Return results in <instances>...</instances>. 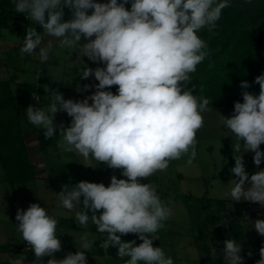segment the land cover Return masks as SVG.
<instances>
[{"label": "clouds", "instance_id": "obj_1", "mask_svg": "<svg viewBox=\"0 0 264 264\" xmlns=\"http://www.w3.org/2000/svg\"><path fill=\"white\" fill-rule=\"evenodd\" d=\"M129 3L130 9L126 8ZM13 6L45 35L57 38L60 47L104 65L87 66L80 76L98 81L77 89L95 87L91 95L65 99L58 90L45 86L50 100L47 111L33 105L25 109L27 121L42 128L45 139L58 133L64 150L81 155L84 166L92 167L95 160L121 170L126 177L112 175L108 186L88 181L65 184L56 193L59 205L74 213L79 226L94 224L96 232L105 237L101 246L105 250L116 247L118 258H128L124 264H174L161 247L153 246L172 209L161 200L157 185L141 180L165 172L170 162L182 156H188L189 165L196 158V133L204 125L203 114L213 111L208 98L188 88L191 74L211 55L199 32L207 29L214 34L231 0H13ZM65 8L71 12L67 21ZM52 49V41L45 45L37 27L26 29L22 55L37 54L43 63ZM254 83L259 85L258 95L246 91L250 84L241 81L243 102L234 103L230 117L220 114L222 127L235 139V163L230 169L234 178L224 197L264 207V170L249 175L243 156L254 153L257 167L264 161L260 147L264 144V74L255 77ZM112 86H118L116 94L105 90ZM58 112L71 118L68 127L54 123ZM15 220L16 230L34 252L32 264H44V257H51L46 264H87L85 253L94 243L87 232L80 237L81 251L56 259L62 250L58 220L45 207L31 203L26 210L18 208ZM251 225L264 237V219L251 221ZM128 234H135L142 243L123 241L121 237ZM222 251L225 264H243L242 243L236 239H225ZM259 254L256 264H264V247ZM208 255L217 259L215 246Z\"/></svg>", "mask_w": 264, "mask_h": 264}, {"label": "rangeland", "instance_id": "obj_2", "mask_svg": "<svg viewBox=\"0 0 264 264\" xmlns=\"http://www.w3.org/2000/svg\"><path fill=\"white\" fill-rule=\"evenodd\" d=\"M97 2L106 3L108 0H97ZM231 2L241 10L252 27H257L264 21V0H231ZM130 7L131 3L126 5V8L130 9ZM64 11L65 17L69 13L68 17L64 18L67 21L71 16V12L67 8ZM89 14H91V10H89ZM4 18H7V20L5 21ZM24 18L27 19L24 14H17L15 12L13 0H0V100L13 97L16 102L14 108L0 113V144L7 143L6 147H1L3 153L11 152L14 147H21L25 131L31 132L34 128H37L29 122L19 123L20 118L17 116L18 109L16 106L17 104H22L23 94H25L28 106L33 105L47 111L45 108L50 105L48 93L45 92L43 86L37 83H42L44 79H47L54 86L51 90H58L59 92L63 86H70L72 84L83 87L86 85L87 79H82L80 76L83 70L87 66L90 67V64L93 63L87 57H81L79 52L73 49L60 47L57 38L46 62L42 63L37 54L31 56L27 54L22 55L20 52L21 48L16 47L17 43L24 38L26 27H31L34 24ZM14 25L20 26V32H14ZM9 36L14 37L17 43L15 49L6 52L4 43L1 41L9 38ZM85 42L82 39L81 44ZM36 51L39 50L36 49ZM30 58L34 63H28L31 60ZM37 61L41 65L46 66L43 73L39 75V79H37V75L40 68L37 66ZM24 64H27L29 68L26 74H23L21 71H14L19 83L17 80L15 82L10 80L9 76L12 75L13 70L21 68ZM72 74L74 77L70 80ZM188 88H190V83L188 84ZM36 96H39L38 102L34 101ZM212 108L213 111L203 114L204 125L196 133L197 155L193 163L191 165L187 164L188 156L185 155L179 160H174L169 166L170 169L168 168L165 172H157L148 179L141 180V183L150 182L158 186L157 191L161 200L172 209V216L167 221L184 222L187 224L189 232L194 231V229H191L192 225H198L199 227L211 225L212 228L213 225L216 226L215 224L222 225L224 223L226 226H229V218L226 217L222 220L219 218L217 213L219 209L218 204L219 201L229 202V204L235 202L230 198L224 197V193L229 191L231 187L228 184L229 180L234 178L230 173V169L235 163L232 150V143H235V139L231 136V133H226V129L222 127V116L230 117L233 111L217 107ZM261 146L264 148V144ZM253 155L254 153L251 152L243 154L246 171L249 175L255 171L264 170V161L257 167L253 163ZM47 163L49 174L50 169H53L55 174L61 173L57 172L55 166H50L49 161ZM170 170L174 173L175 170L183 171L185 178L182 180L178 178L171 180L165 174L169 173ZM118 173L120 179H126V177L121 175V170H118ZM49 183L51 182H47V184ZM25 189L27 188L20 186L13 187L9 183L8 176L0 163V262L1 259H4L7 263L11 264L27 262L32 264L36 259L34 252L26 246V242L16 230L18 222L15 220V216L18 208L26 210L31 203H38L41 207H45L49 214L53 215L59 223L62 225H64L63 222L66 223L62 217L66 219L67 212L59 205V200L54 202L52 206L50 199L36 196L35 193L32 194L25 191ZM244 202L248 206L246 217L242 220V230L244 231H241L240 236L234 237V239L239 243L246 240L247 245L241 254L244 256V260H248L250 264H256L260 259L259 250L261 247H264V237L259 236L254 228L248 226V224H251V221L256 219H264V207L247 201ZM229 204L227 207L229 210H232V205ZM199 231L204 230L201 229ZM214 231L217 232L216 229ZM214 231L213 233H215ZM76 232L78 231L57 227V235L61 240L62 250L55 254L56 259L64 258L70 252L69 247H74L75 252L82 250L80 248V241L76 238ZM185 238H189V236H185ZM256 241L259 244L258 246H256ZM249 251L252 253L250 257L247 255ZM48 259H51V257L43 258L44 264H46ZM118 262L121 261L119 260ZM87 264L107 263L104 258L87 257ZM222 264H225V261Z\"/></svg>", "mask_w": 264, "mask_h": 264}, {"label": "crops", "instance_id": "obj_3", "mask_svg": "<svg viewBox=\"0 0 264 264\" xmlns=\"http://www.w3.org/2000/svg\"><path fill=\"white\" fill-rule=\"evenodd\" d=\"M67 15L66 17L64 16V18H67L68 17ZM31 27H37V31L41 32L45 45L47 44L48 41H52V43L55 44L56 38L45 35L43 33V29H40L39 26H36L35 24H33V26ZM26 29L24 30V34L26 32ZM13 30L15 33H18V31L20 32V26L14 25ZM23 39L21 41H18L17 43V40L14 37L9 36V38L3 39L1 42L4 43L6 52H9L10 50L15 49L16 47L21 48ZM32 61L33 60L31 59L28 63ZM37 66L40 68L39 74L41 75L43 73V70H45L46 66L41 65L40 62L38 61H37ZM103 66L104 65L100 63L90 64V68L93 69H95L96 67H103ZM19 69L13 70L12 75L9 76V78H11L10 80H13L14 82L17 80V82L19 83L14 71L16 72L21 71L23 74H26L27 70H29L27 64H24ZM73 77L74 76L72 74L70 80H72ZM19 80L22 82L21 79ZM86 82H87L86 85L94 86L98 84V81H96L94 77H89ZM37 84H40L41 86H43V88H45V86H48L50 90L53 89L54 87L53 84H50V82L47 81V79H44L42 83L40 82ZM117 87L118 86H112L111 88H108V91H112L114 94H116ZM78 88L82 89L83 87H79L75 84H72L70 86H63L62 89L60 90V93L63 94L65 99L81 100L86 96L91 95L96 90L95 87H92L88 91H78L77 90ZM23 97L24 98L21 101L22 104L21 105L17 104L16 106L18 109L17 110L18 113L19 114L21 113V115L19 116L20 124L28 122L26 117V110H25L28 107V105L26 104L25 94H23ZM34 101L38 102L39 96H36ZM48 107L49 106H46L45 109L47 110ZM70 122H71V118L65 112H58L55 115L54 123L57 125L63 124L65 127H68L70 125ZM38 129H42V128H38V127L34 128L33 131L31 132L25 131L22 137L23 144L27 146V152L30 162L34 166V177H35V182L31 186L25 187L27 188L25 189V191L31 192L32 194L35 193L36 196L45 199H50L51 201L50 204L53 206L54 202L58 201V197L56 193H59L62 190V186L65 184L72 186L79 181H88L94 183H103L105 186H108L110 184V178L112 175H116V177L120 179L118 170H113L110 168L107 169L106 167L107 165H105L102 162L98 164L97 161L92 160L91 161L92 167L84 166V164H86V161L81 155L77 154L76 152H67L64 150V147L62 146L63 145L62 137L59 136L58 133L57 135L53 136L55 138L54 145L48 147L45 150H41L38 145L37 136H36V130ZM262 148L263 146H261V150L264 151V148L263 149ZM47 161L50 162V166H55V169L57 170L58 173L59 172L61 173L55 174V172H53V169L52 170L50 169V174H49L47 170V164H48ZM165 174L168 175V177L171 180H174L176 178L182 180L185 178V174L183 173V171H179V170L178 171L175 170V173L171 172L170 170L169 173H165ZM108 177L110 178L108 179ZM47 182H51V183L47 184ZM242 203L246 205V202L242 201ZM247 210H248V206L246 205V211ZM65 211L67 212L66 219L64 217H62V219L63 221L65 220L66 223L63 222L64 225H62L61 223L58 222L57 227L78 231L76 232L77 233L76 238L79 239V241H80V237L85 232H87L88 239L90 241H94L91 249L85 253L87 257L99 258V259L104 258L107 264H124V261L128 258L127 257L124 259L118 258L117 257L118 250L116 247L110 246L108 249L105 250L101 246L105 237L103 234L96 232V226L94 224H91V222H89L88 228L81 227L75 221L74 213L68 210ZM88 214L91 215V212H89ZM97 215H99V213H97ZM248 226H252V225L248 224ZM187 228H188L187 224L184 222L166 221L165 227L159 230L157 233V235L159 236V240L154 241L153 246L161 247L165 251V254L167 256L172 257L174 264H194V263L222 264V262L224 261L222 257L223 241L225 239H231L233 237L227 235L226 233L223 234L218 230L217 232H215L214 230L217 228L214 225L212 228L211 225L210 226L206 225L203 227L201 226L199 227L198 225L196 226L192 225L191 229H194V231L192 232H189ZM201 229H203L204 231H199ZM213 231L215 233H213ZM241 231L243 232L244 230ZM185 236H189V238H185ZM121 239L125 242L135 240L137 245L142 243V241H140L135 234H128L122 236ZM245 241L246 240L240 242L242 243V251L247 245ZM258 245L259 244L256 241V246ZM211 246H215L218 253V257L214 261L208 255ZM252 248L254 247L252 246ZM69 251L75 253V248L69 247ZM119 260L121 262H118ZM0 264H11V263L9 262L7 263L4 259H1ZM20 264H29V263L27 262ZM243 264H250V263L248 260L247 261L244 260Z\"/></svg>", "mask_w": 264, "mask_h": 264}, {"label": "trees", "instance_id": "obj_4", "mask_svg": "<svg viewBox=\"0 0 264 264\" xmlns=\"http://www.w3.org/2000/svg\"><path fill=\"white\" fill-rule=\"evenodd\" d=\"M199 35L208 42L211 55L197 66L195 73L191 74L190 88H193L194 95L208 98L209 107L223 108L227 111H234L235 102H243L241 93L245 89L240 87L241 81L246 80L250 84L246 91L258 95L260 88L254 80L255 77L264 74V21L257 27H252L241 10L231 2V6L223 10L215 33L203 29ZM209 64L212 67H209ZM14 107L13 97L0 100V113ZM17 116L19 117L18 111ZM43 133V129L36 130L41 150L55 143L54 137L45 139ZM6 146L7 143L0 144V163L9 183L13 187L31 186L35 182L34 166L30 162L27 146L23 144L21 147H14L11 152L3 153L1 147ZM172 163L173 161L170 162ZM228 204L229 202L219 201L217 213L221 220L229 218L230 224L229 226L224 223L215 224L216 230L237 238L242 230V220L246 217V205L242 202L230 203L232 210H229Z\"/></svg>", "mask_w": 264, "mask_h": 264}, {"label": "built area", "instance_id": "obj_5", "mask_svg": "<svg viewBox=\"0 0 264 264\" xmlns=\"http://www.w3.org/2000/svg\"><path fill=\"white\" fill-rule=\"evenodd\" d=\"M105 90H106V91H108V88H107V89H105ZM27 247H28V248H30L28 245H27Z\"/></svg>", "mask_w": 264, "mask_h": 264}]
</instances>
